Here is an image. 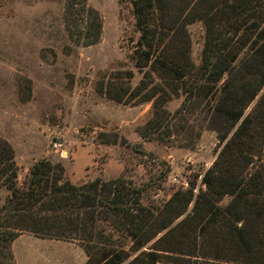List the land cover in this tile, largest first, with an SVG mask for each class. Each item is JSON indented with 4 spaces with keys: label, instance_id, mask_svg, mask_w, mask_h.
<instances>
[{
    "label": "trees",
    "instance_id": "16d2710c",
    "mask_svg": "<svg viewBox=\"0 0 264 264\" xmlns=\"http://www.w3.org/2000/svg\"><path fill=\"white\" fill-rule=\"evenodd\" d=\"M131 4L140 34L133 61L143 78L134 88L102 80L97 91L119 103H152L143 139L173 147L193 132L182 125L189 118L214 131L221 150L203 175L206 190L146 205L126 178L75 184L49 160L20 186L15 151L0 138V188L10 192L0 206V264H14L13 244L25 234L78 242L86 264H264V0ZM65 11L77 45L99 42L102 18L86 0H66ZM196 23L205 32L198 65L189 34Z\"/></svg>",
    "mask_w": 264,
    "mask_h": 264
},
{
    "label": "rangeland",
    "instance_id": "374dc122",
    "mask_svg": "<svg viewBox=\"0 0 264 264\" xmlns=\"http://www.w3.org/2000/svg\"><path fill=\"white\" fill-rule=\"evenodd\" d=\"M102 18L99 42L79 46L70 38L66 0H0V138L14 149L18 184L42 160L60 163L65 178L82 184L126 178L143 191L146 205L161 206L177 191H205L202 178L220 152L217 134L189 118L193 132L173 147L139 132L152 103H119L100 94L104 80L132 88L139 38L132 0H86ZM191 57L200 64L204 28L189 26ZM135 78L130 82L129 73ZM123 80H118V77ZM113 93V91H112ZM182 100L168 104L174 113ZM175 138V136L173 137ZM182 174L181 183L174 182ZM10 192L0 188V206ZM14 264H86L78 242L25 234L13 244Z\"/></svg>",
    "mask_w": 264,
    "mask_h": 264
},
{
    "label": "built area",
    "instance_id": "2783aa9c",
    "mask_svg": "<svg viewBox=\"0 0 264 264\" xmlns=\"http://www.w3.org/2000/svg\"><path fill=\"white\" fill-rule=\"evenodd\" d=\"M182 178H183V175L182 174H178V175H175V177L173 178V180H174V182L181 183Z\"/></svg>",
    "mask_w": 264,
    "mask_h": 264
},
{
    "label": "crops",
    "instance_id": "0c3cea01",
    "mask_svg": "<svg viewBox=\"0 0 264 264\" xmlns=\"http://www.w3.org/2000/svg\"><path fill=\"white\" fill-rule=\"evenodd\" d=\"M22 236H23V235H22ZM22 236H21V237H22ZM17 240H18V239H17ZM17 240H16V241H17ZM16 241H15V242H16Z\"/></svg>",
    "mask_w": 264,
    "mask_h": 264
}]
</instances>
